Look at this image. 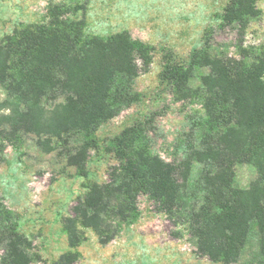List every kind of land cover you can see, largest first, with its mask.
<instances>
[{"label": "trees", "instance_id": "16d2710c", "mask_svg": "<svg viewBox=\"0 0 264 264\" xmlns=\"http://www.w3.org/2000/svg\"><path fill=\"white\" fill-rule=\"evenodd\" d=\"M258 1L229 0L222 19L246 25L261 13ZM69 13L55 5L46 21L0 39V132L13 141L30 133L41 143L52 139L51 149L61 145L68 164L87 175L101 126L144 100L135 84L152 62L153 47L128 30L88 35L84 21ZM161 83L202 105L197 126L187 134L186 156L167 160L154 152L147 119L110 138L105 149L118 164L64 219L71 250L54 264L82 258L87 229L103 243L113 240L136 219L141 194L186 227L200 255L231 264L253 244L248 264H264V52L249 62L214 55L206 46L188 62L169 61ZM4 108L11 113L1 114ZM244 164L258 171L248 188L238 185ZM32 245L18 215L0 199L1 263L32 264Z\"/></svg>", "mask_w": 264, "mask_h": 264}, {"label": "rangeland", "instance_id": "374dc122", "mask_svg": "<svg viewBox=\"0 0 264 264\" xmlns=\"http://www.w3.org/2000/svg\"><path fill=\"white\" fill-rule=\"evenodd\" d=\"M229 0H0V39L28 24L46 21L51 8L62 5L72 18L86 24V33L108 37L128 30L135 39L153 47L152 62L136 81L144 93L133 104L99 129V148L91 149L88 174L69 165L65 149L52 139L40 142L36 133L21 141L8 140L0 132V199L18 215L19 228L32 240V264H54L71 250L63 221L73 213L80 197L96 182L109 180L114 154L106 151L108 140L139 120H149L151 149L167 160L185 157L187 134L203 113L195 97L184 98L161 83L165 65L188 62L196 51L210 47L214 55L253 61L264 52V0L260 15L246 25L222 19ZM142 63V62H141ZM208 73V68H203ZM194 87H198L194 84ZM2 99L5 98L4 91ZM4 108L1 114L8 115ZM248 164L238 167V185L248 188L257 177ZM137 217L108 243L92 229L82 243L76 264H226L200 255L184 225H177L146 194L137 203ZM255 245L240 261L248 264ZM1 255V252H0ZM0 264L1 260H0Z\"/></svg>", "mask_w": 264, "mask_h": 264}]
</instances>
